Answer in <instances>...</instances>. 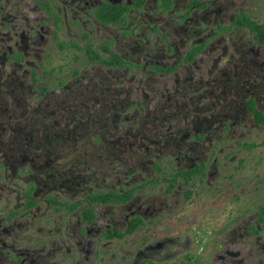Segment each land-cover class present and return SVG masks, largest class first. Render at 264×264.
I'll list each match as a JSON object with an SVG mask.
<instances>
[{
    "label": "flooded vegetation",
    "instance_id": "obj_1",
    "mask_svg": "<svg viewBox=\"0 0 264 264\" xmlns=\"http://www.w3.org/2000/svg\"><path fill=\"white\" fill-rule=\"evenodd\" d=\"M0 264H264V0H0Z\"/></svg>",
    "mask_w": 264,
    "mask_h": 264
}]
</instances>
